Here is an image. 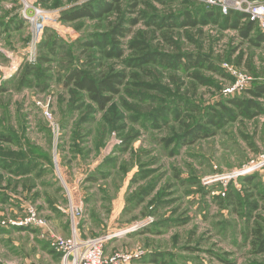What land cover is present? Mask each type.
<instances>
[{"label":"rangeland","instance_id":"374dc122","mask_svg":"<svg viewBox=\"0 0 264 264\" xmlns=\"http://www.w3.org/2000/svg\"><path fill=\"white\" fill-rule=\"evenodd\" d=\"M88 1L37 0L59 17L44 22L30 45L33 30L17 20L19 1L0 0V264H61L53 237L73 232L110 236L106 254H138L128 264H264L253 234L258 227L264 235V166L232 174L264 158V99H254L263 111L253 117L216 104L249 98L245 90L264 81V43L255 42V30L250 42L223 28L224 18L173 30L182 51L251 77L244 90L229 93V70L233 78L204 68L129 67L97 48L81 54L77 41L116 22L115 14L62 20ZM165 1L141 0L138 9L149 18L214 9L204 0ZM130 4L124 0L122 7L133 17ZM136 31L152 49L171 51L161 32L142 21L121 38L123 46ZM111 66L126 78L104 109L63 84L73 67L98 79ZM213 112L219 126L206 123ZM196 125L207 127L209 136L186 138ZM230 194L238 206L230 204Z\"/></svg>","mask_w":264,"mask_h":264},{"label":"trees","instance_id":"16d2710c","mask_svg":"<svg viewBox=\"0 0 264 264\" xmlns=\"http://www.w3.org/2000/svg\"><path fill=\"white\" fill-rule=\"evenodd\" d=\"M141 0H131L129 9L133 17L125 15L123 10L124 0H92L84 4H79L62 14L64 21H76L82 18H105L109 14L116 15V22L110 23L108 31H102L90 35L88 38L76 42V47L80 49L81 54L89 52L91 48H97L101 55L109 60H117V62L125 63L129 67L142 68L144 65L153 64L165 69H199L204 68L210 72L217 73L222 77H232L228 75L226 70L221 65L218 66L212 62L211 58L199 52L182 51L177 40L171 35L173 30L181 28L184 30L193 29L200 25H206L209 22L218 23L220 18H224L225 24L223 28H234L238 31L240 37L250 39V34L255 30V42L264 43V34L256 26L254 21L248 19L247 14L235 10H230L226 15H222L217 7L212 6L214 9L206 11L201 15L194 10H183L176 17L175 15H166L161 17L158 14L149 15L144 10L138 9ZM161 4L166 3L165 0H156ZM245 19V21H243ZM139 21L155 31L161 32L162 42L171 51H161L152 49L147 37L144 36L143 31H136L133 37L123 46L121 38L128 34L131 28ZM192 40L191 37H188ZM129 51L128 57L124 58L125 52ZM248 69H252V62L250 60L244 61ZM32 68V67H31ZM31 68H28L30 72ZM33 69V68H32ZM126 73L117 71L113 66L107 68L106 72L98 79L91 77L87 71L81 67H73L70 69L63 78L65 86L72 85L77 90L83 91L87 96L96 103L99 109H104L116 93L119 92L120 86L124 84ZM197 78V77H196ZM199 78V77H198ZM233 78V77H232ZM200 79V78H199ZM202 80V79H200ZM246 96H234L227 98L226 104L218 101L216 104L227 113L229 111L227 104L232 106L239 113H243L250 117L257 116L262 113V109L254 99H264V81L256 83L254 86L248 87L245 90ZM250 111V113H249ZM152 114L154 125L159 121L158 115ZM159 115V116H160ZM217 113L213 112V116L207 120L206 123L219 126L221 121L213 118ZM162 116H160L161 118ZM207 127L196 125L194 128L187 131L185 137H189L191 141L198 140L202 137L209 136ZM8 139V138H7ZM9 140V139H8ZM170 140H165L167 145ZM230 204L238 206L240 202L236 201L229 195ZM255 243L258 245L257 251L264 252V235L260 228L253 230ZM256 245V246H257ZM153 261H156V255H153Z\"/></svg>","mask_w":264,"mask_h":264},{"label":"built area","instance_id":"2783aa9c","mask_svg":"<svg viewBox=\"0 0 264 264\" xmlns=\"http://www.w3.org/2000/svg\"><path fill=\"white\" fill-rule=\"evenodd\" d=\"M21 6L19 14L20 22L30 24L33 30V39L30 45L34 44L35 37L45 25L44 22L49 20H58L59 15L49 10L39 8L37 0H18ZM211 7H217L222 15H226L230 10H235L247 14L248 19L258 23V28L264 34V3L260 1H248L247 5L244 0H204ZM245 19H243L244 21ZM223 68L234 77L233 88L229 93L237 90H244L251 77L238 72L236 68L228 64H222ZM228 90V89H227ZM264 166V158L258 161H251L242 169L232 173L239 176L250 174L256 168ZM33 220L32 217L28 219ZM110 236L103 235L93 238H80L74 232L70 237L54 236L52 240L53 249L60 254L61 264H128L136 254L126 253L123 251H115L112 254H106V246L110 240Z\"/></svg>","mask_w":264,"mask_h":264},{"label":"crops","instance_id":"0c3cea01","mask_svg":"<svg viewBox=\"0 0 264 264\" xmlns=\"http://www.w3.org/2000/svg\"><path fill=\"white\" fill-rule=\"evenodd\" d=\"M15 20H16V19H15ZM15 20H14V21H15ZM17 20H20V19H17ZM15 24H17V25H18L19 23H17V22H16Z\"/></svg>","mask_w":264,"mask_h":264}]
</instances>
